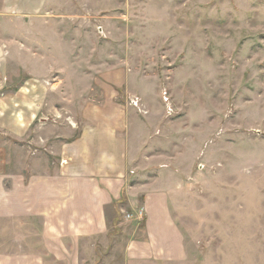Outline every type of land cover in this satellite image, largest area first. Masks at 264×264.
I'll return each mask as SVG.
<instances>
[{
    "label": "crops",
    "instance_id": "0c3cea01",
    "mask_svg": "<svg viewBox=\"0 0 264 264\" xmlns=\"http://www.w3.org/2000/svg\"><path fill=\"white\" fill-rule=\"evenodd\" d=\"M56 1L0 0V264H189L171 202L182 154L125 99L148 105L153 87ZM139 208L142 236L123 228Z\"/></svg>",
    "mask_w": 264,
    "mask_h": 264
},
{
    "label": "rangeland",
    "instance_id": "374dc122",
    "mask_svg": "<svg viewBox=\"0 0 264 264\" xmlns=\"http://www.w3.org/2000/svg\"><path fill=\"white\" fill-rule=\"evenodd\" d=\"M53 6L75 15L76 26L89 24L94 38L111 44L109 54L121 50L131 73L153 87H140L148 105L125 99L141 121L165 130L167 153L182 154V178L171 160L182 182L171 202L186 248L200 253L189 264H205L212 250L245 254L238 264L264 262V0ZM144 210L129 211L123 228L142 236Z\"/></svg>",
    "mask_w": 264,
    "mask_h": 264
}]
</instances>
